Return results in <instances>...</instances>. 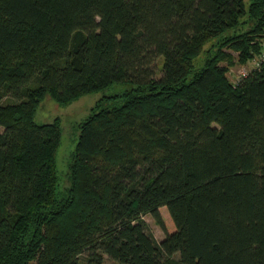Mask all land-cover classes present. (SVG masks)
Listing matches in <instances>:
<instances>
[{"label":"trees","instance_id":"1","mask_svg":"<svg viewBox=\"0 0 264 264\" xmlns=\"http://www.w3.org/2000/svg\"><path fill=\"white\" fill-rule=\"evenodd\" d=\"M263 48L264 0H0V264H264ZM115 82L59 188L38 104Z\"/></svg>","mask_w":264,"mask_h":264},{"label":"rangeland","instance_id":"2","mask_svg":"<svg viewBox=\"0 0 264 264\" xmlns=\"http://www.w3.org/2000/svg\"><path fill=\"white\" fill-rule=\"evenodd\" d=\"M248 7L249 0H245ZM213 41L207 43L205 48H209ZM205 52L195 59V65L200 67L204 59ZM233 55L237 58V52L233 51ZM162 59H159V67L157 69V76L161 77V64ZM254 68L253 62L238 63L235 61L230 66L228 76L231 81L236 82L241 80L244 71L250 72ZM133 86L130 83L115 82L110 86L99 91L84 94L71 102L64 104L55 100L50 95H46L38 104L34 118L39 123L55 122L61 128V142L57 152V169L60 175L59 188L68 184L67 173L69 172V164L72 160L73 154L76 149L78 137L81 130V125L84 121L96 110L102 98L113 95H121L125 91L131 89ZM17 99L12 95H6L0 99V103L7 104L16 102ZM161 214L165 221L167 229L173 230L172 218L166 206L161 208ZM146 223L147 232L160 242L165 238L166 231L156 221L151 214L143 216ZM174 259L179 261L180 255L176 254ZM103 264H120L118 261L112 259L109 255L105 254Z\"/></svg>","mask_w":264,"mask_h":264},{"label":"built area","instance_id":"3","mask_svg":"<svg viewBox=\"0 0 264 264\" xmlns=\"http://www.w3.org/2000/svg\"><path fill=\"white\" fill-rule=\"evenodd\" d=\"M254 63V68H259L263 63H264V48L262 49V51L260 52V54H258L255 59L253 60ZM249 74V72L246 70L243 72V77L247 76ZM241 81V80H240ZM239 80H237L236 82H234L235 84H238L240 82Z\"/></svg>","mask_w":264,"mask_h":264}]
</instances>
